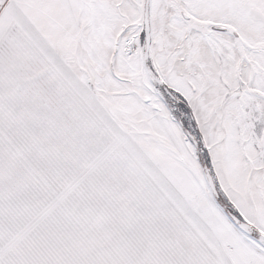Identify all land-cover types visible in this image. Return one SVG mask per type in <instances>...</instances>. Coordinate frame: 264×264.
<instances>
[{
  "label": "snow or ice",
  "instance_id": "6c2138e0",
  "mask_svg": "<svg viewBox=\"0 0 264 264\" xmlns=\"http://www.w3.org/2000/svg\"><path fill=\"white\" fill-rule=\"evenodd\" d=\"M0 264H264V0H0Z\"/></svg>",
  "mask_w": 264,
  "mask_h": 264
}]
</instances>
